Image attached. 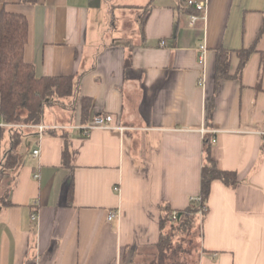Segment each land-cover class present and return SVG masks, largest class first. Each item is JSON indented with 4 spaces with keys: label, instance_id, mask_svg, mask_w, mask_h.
Listing matches in <instances>:
<instances>
[{
    "label": "crops",
    "instance_id": "crops-1",
    "mask_svg": "<svg viewBox=\"0 0 264 264\" xmlns=\"http://www.w3.org/2000/svg\"><path fill=\"white\" fill-rule=\"evenodd\" d=\"M186 1L0 0L27 20L23 60L35 75L75 77L71 122L43 123L111 114L124 127L23 136L29 158L20 144L21 166L0 176V264H143L165 210L200 195L205 137L238 183L210 184L198 264H264V0H206L194 25ZM253 45L237 76L239 51ZM81 98L91 102L85 123Z\"/></svg>",
    "mask_w": 264,
    "mask_h": 264
},
{
    "label": "trees",
    "instance_id": "trees-1",
    "mask_svg": "<svg viewBox=\"0 0 264 264\" xmlns=\"http://www.w3.org/2000/svg\"><path fill=\"white\" fill-rule=\"evenodd\" d=\"M192 12H194L192 10ZM264 28V25H263ZM28 24L26 18L19 13H12L6 10L0 11V117L7 124H31L43 123V113L47 107H57L62 110H73L78 104L75 97V77L72 75L58 77H37L33 67L23 60V49L27 42ZM260 38L258 35L256 42ZM255 51V46L239 51L240 63L237 76L242 72L251 53ZM228 52L219 49L216 56L215 75L222 78L227 74ZM91 102L89 99H80V120L85 123L89 117ZM69 121V120H68ZM71 122V119H70ZM10 149L6 153L5 159L0 169V176L18 169L21 166L20 155L17 152L21 144L24 131L36 132L35 129L10 127ZM47 132H55L58 129H47ZM45 131V132H46ZM62 132V131H61ZM205 157L201 167V190L200 200L191 201L184 210H177L178 221H171L170 209L165 210V214L160 217V237L156 245V251L160 254V264H164L161 257L164 252L170 249V239L163 234L166 225L181 232H190L199 219L207 212L206 201L209 195L210 184L213 180H220L229 187H234L238 183L235 171L219 169L215 161L209 155L210 140L204 138ZM64 159L66 153L64 151ZM2 183L0 184V192ZM205 207L204 211H201ZM198 264V262H197Z\"/></svg>",
    "mask_w": 264,
    "mask_h": 264
},
{
    "label": "rangeland",
    "instance_id": "rangeland-1",
    "mask_svg": "<svg viewBox=\"0 0 264 264\" xmlns=\"http://www.w3.org/2000/svg\"><path fill=\"white\" fill-rule=\"evenodd\" d=\"M118 0H114V3ZM66 113L64 110L57 107H47L43 113V121L46 123L57 122L60 124H65L70 122L66 119ZM9 131L8 129H5ZM68 131V130H67ZM29 134L28 131H24L23 136ZM26 137L21 138L25 139ZM23 144L26 146H23ZM28 143L22 140L20 145L21 150H24V155L29 158ZM20 150V151H21ZM5 186L4 182L2 187ZM3 193V192H2ZM192 200V198H191ZM163 234L168 235L170 239L169 247L170 249L166 250L164 253L167 257H161L164 264H197L199 256H200V241H201V221L198 219L194 229L190 232H181L179 229H173L170 225H166L163 229ZM154 255L150 259H146L143 264H151L152 262L160 260V254L158 252H154ZM143 261V260H142Z\"/></svg>",
    "mask_w": 264,
    "mask_h": 264
},
{
    "label": "built area",
    "instance_id": "built-area-1",
    "mask_svg": "<svg viewBox=\"0 0 264 264\" xmlns=\"http://www.w3.org/2000/svg\"><path fill=\"white\" fill-rule=\"evenodd\" d=\"M186 4L188 7H191L194 9V12L190 13L189 18V25H194V23L199 19H204L205 15V7H206V0H187ZM161 44H164V41L161 42ZM205 47L201 46V54L199 56V63L203 62V52ZM113 122V116L111 114H101L94 116L87 124H73V125H62V126H52V125H46L45 123H40L36 125L31 124H7V123H0V126H10V127H20V128H31L35 129L39 134L43 133L47 129H60V130H67V129H76L81 132L83 136H87L89 131L95 128L100 129H118L123 130L124 127L120 125H112ZM204 131V129H203ZM261 135L264 136V131L261 132ZM212 142H215V139H212ZM39 154V149H34L32 151V155L36 157ZM35 178L38 177L37 174L34 175ZM115 190H119L118 187H115ZM200 196L192 197L191 201H199ZM205 207L201 210L204 211ZM177 211H173L171 213V221L177 222L178 221V215ZM34 217V216H33ZM115 217V213H109L108 220H111Z\"/></svg>",
    "mask_w": 264,
    "mask_h": 264
}]
</instances>
